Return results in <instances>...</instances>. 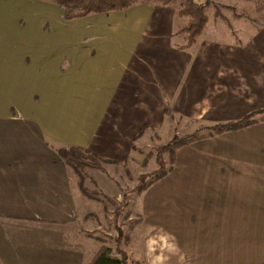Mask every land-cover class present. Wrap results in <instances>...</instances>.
<instances>
[{
  "label": "crops",
  "instance_id": "crops-1",
  "mask_svg": "<svg viewBox=\"0 0 264 264\" xmlns=\"http://www.w3.org/2000/svg\"><path fill=\"white\" fill-rule=\"evenodd\" d=\"M48 20L51 32L20 34L12 55L32 57L18 85L31 78L34 100L21 90L11 110L0 92V264L93 258L82 237L62 238L80 199L58 150L121 165L143 130L169 126L167 113L195 130L264 110V11L255 32L233 42L207 34V25L224 28L207 16L187 49L176 4ZM0 50L9 73L13 60ZM140 216L144 264H264V122L177 149L172 170L144 191ZM124 248L133 260V228Z\"/></svg>",
  "mask_w": 264,
  "mask_h": 264
},
{
  "label": "rangeland",
  "instance_id": "rangeland-1",
  "mask_svg": "<svg viewBox=\"0 0 264 264\" xmlns=\"http://www.w3.org/2000/svg\"><path fill=\"white\" fill-rule=\"evenodd\" d=\"M211 2L212 5L206 10V15L211 19L210 24L213 19L218 20L224 26V30L228 29L233 34L228 37L223 29L215 27L209 29L207 25L205 32L209 35L211 32L221 41H241L250 37L260 25L264 11V0H211ZM215 8L223 17L222 20L214 18ZM48 19H57L60 24L64 21L61 10L48 2L0 0V49L4 48L3 51H7L13 60L10 64L9 73L3 72L0 64V92L9 91L10 100L14 101L10 103L11 110H14V106H18L17 101L20 99L18 94L21 90L26 92L31 100H34L35 93L31 78L27 81L29 86L19 87L18 85L19 76L24 75V69H26L25 74L27 75L33 64L32 57L27 54L19 57V59L15 55L12 56L18 51L19 35L51 32ZM5 23H7V27L3 26ZM34 24H36L35 29L33 28ZM208 31L210 32L208 33ZM4 37L5 43L2 44ZM30 74L32 76L33 73L30 72ZM167 116L168 127L158 133L143 130L133 140V153L123 164L114 166L103 163L104 173L89 168L81 169L80 177L82 179H78L72 173L74 176L73 193L76 199H80V203H77V219L72 226L65 228L66 232L62 236L63 239L77 242L79 237H82L84 241H88L92 254L96 253L100 247H107L111 256L114 257L113 250L117 234L120 233L122 237H128L129 241V233L133 228V259L139 260L140 251L138 248L142 241L140 206L144 193H138L136 190L140 177H144L143 184H145L149 181V178L145 176L157 170L155 156L158 147L167 143L173 135L181 137L194 131L191 122L170 113H167ZM162 160L164 170H172L174 158L171 162L168 153H164ZM78 182H80L84 194L81 193V189H78ZM119 189L127 190L128 203L122 210V216L115 219L113 208L107 200L121 201L122 196ZM27 229L30 228L27 226ZM20 234L14 238L23 239L26 237L24 233L21 236ZM122 249H125L124 246ZM90 257L92 258V255ZM139 263L144 264L142 261Z\"/></svg>",
  "mask_w": 264,
  "mask_h": 264
},
{
  "label": "trees",
  "instance_id": "trees-1",
  "mask_svg": "<svg viewBox=\"0 0 264 264\" xmlns=\"http://www.w3.org/2000/svg\"><path fill=\"white\" fill-rule=\"evenodd\" d=\"M51 3L57 6L65 21L84 18L90 15H99L105 13H120L134 3L144 2L160 5H177V16L186 18L187 21L184 25L179 27L175 34L183 36L184 43L180 46L181 49L189 48L195 40L201 35L205 24L207 22L206 10L212 5L211 0H203L197 3L193 0H36ZM214 18L223 19L220 12L215 8L213 12ZM264 122V110L251 112L239 120L227 123L216 124L212 126H201L189 134L181 137L173 135L170 140L164 145L157 148L155 162L157 170L145 176L149 181L143 184L144 177H140V182L137 186V192H144L149 186L156 181L165 177L171 170H164L162 155L168 153L171 162H173L174 153L176 149L185 147L189 144L198 142L205 138H211L227 132H235L241 129L248 128L257 123ZM204 133V134H203ZM57 156L65 166H67L78 179L80 177V170L89 168L104 173L102 164L105 162L98 159L96 156L77 147H70L67 149H60L57 151ZM80 181V180H79ZM78 189L84 194L80 182L77 183ZM127 190L119 189L122 196L121 201L107 200L113 208V217L119 218L122 216V210L128 203L126 195ZM128 237H122L117 234L114 243V257L111 256L110 250L107 247H100L91 259L89 264H140L136 260L130 259L122 249L127 243Z\"/></svg>",
  "mask_w": 264,
  "mask_h": 264
}]
</instances>
